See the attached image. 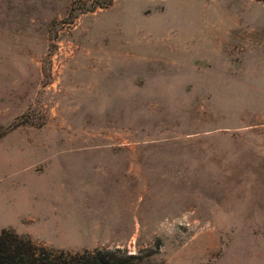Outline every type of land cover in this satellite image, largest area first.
<instances>
[{
    "label": "rangeland",
    "instance_id": "1",
    "mask_svg": "<svg viewBox=\"0 0 264 264\" xmlns=\"http://www.w3.org/2000/svg\"><path fill=\"white\" fill-rule=\"evenodd\" d=\"M1 229L264 264V0H0Z\"/></svg>",
    "mask_w": 264,
    "mask_h": 264
},
{
    "label": "trees",
    "instance_id": "2",
    "mask_svg": "<svg viewBox=\"0 0 264 264\" xmlns=\"http://www.w3.org/2000/svg\"><path fill=\"white\" fill-rule=\"evenodd\" d=\"M108 250L69 252L49 248L27 235L0 230V264H125L107 258Z\"/></svg>",
    "mask_w": 264,
    "mask_h": 264
},
{
    "label": "crops",
    "instance_id": "3",
    "mask_svg": "<svg viewBox=\"0 0 264 264\" xmlns=\"http://www.w3.org/2000/svg\"><path fill=\"white\" fill-rule=\"evenodd\" d=\"M81 250V248H78V249H74V250H68L69 252H78V251H80Z\"/></svg>",
    "mask_w": 264,
    "mask_h": 264
}]
</instances>
